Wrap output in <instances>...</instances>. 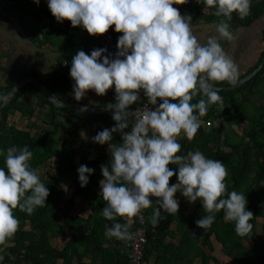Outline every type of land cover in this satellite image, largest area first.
<instances>
[{
  "label": "clouds",
  "instance_id": "clouds-1",
  "mask_svg": "<svg viewBox=\"0 0 264 264\" xmlns=\"http://www.w3.org/2000/svg\"><path fill=\"white\" fill-rule=\"evenodd\" d=\"M33 2L38 6L40 0ZM186 3L188 0H47L58 23L68 20L72 27L80 26L91 36L103 35L113 25L114 31L120 33L115 57L105 55L106 48L92 50L90 55L79 50L72 57L69 73L76 101L90 90L103 96L114 86L115 102L109 103L107 109L113 110L115 126L93 137L95 143L109 144L111 154L110 163L101 165L104 179L99 182L107 202L101 213L113 221L111 226H105L108 239H132L130 225L116 222V217L138 216L143 209L152 207L151 198H157L159 206L151 217L153 227L159 223L161 210L178 213L177 192L189 203L199 200L208 213L195 222L199 228H210L221 210L226 221L234 222L237 235L246 236L253 227L247 198L236 191L227 192L228 172L223 161L207 158L199 150L177 155L181 134L193 140L202 124L199 117L206 114L209 104L222 101L213 82L235 84L238 79V68L219 39H234L227 21L233 13L241 18L247 16L251 0H196L215 9L214 15L225 18L216 25L218 37L208 36L204 43L193 32L192 16H182L173 7ZM43 71L46 74L48 70ZM141 92L146 103L129 111L141 99ZM201 94L207 100L193 103V98ZM117 132L122 143L113 147L111 141ZM0 156L4 157V167H0L3 245L19 228L13 210L19 208L31 215L45 206L50 192L30 167L33 153L27 146H10L6 152L0 150ZM169 164L177 165V170L170 169ZM77 172L80 186L86 187L94 169L82 164ZM173 176L177 183L170 186Z\"/></svg>",
  "mask_w": 264,
  "mask_h": 264
},
{
  "label": "trees",
  "instance_id": "trees-1",
  "mask_svg": "<svg viewBox=\"0 0 264 264\" xmlns=\"http://www.w3.org/2000/svg\"><path fill=\"white\" fill-rule=\"evenodd\" d=\"M180 14L192 16V21L220 22L225 18L214 15L215 9L207 8L196 0H188L186 4H174ZM16 14L17 23L25 26L37 41L38 24L35 20L40 15V9L33 0H0V13ZM51 25L56 26L52 32L47 27L41 42L52 41L53 33H57L61 23L52 16L49 8L43 12ZM264 17V0H251L250 12L241 18L236 13L227 23L230 26H252ZM264 19V18H263ZM65 24L70 21H63ZM114 25L109 28L117 46L119 33L114 31ZM79 26L73 27L68 35L71 41L61 45L63 56L72 61L69 56L71 48L76 47ZM82 30L87 33L85 29ZM85 46L98 41V35H86ZM80 39V38H79ZM264 42V28L262 32ZM89 43V44H88ZM99 47V46H98ZM264 59V49L260 54L253 71ZM69 63V62H68ZM69 70V68L63 66ZM248 72V73H249ZM20 77L13 73L0 85V150L10 146H27L33 153L29 161L34 170H41V181L48 187L49 196L43 207L37 208L33 214L22 212L19 208L13 210L19 220V228L14 237L0 245V264H129L124 251L125 240L105 237V226H111L113 221L105 219L101 213L106 201L100 187L104 179L101 165L110 163L111 154L106 151L109 144L100 145L87 141L80 135V130L90 126L97 119L107 117L109 113L100 112L82 114V119L73 129L59 132L54 105L35 87L26 82L22 84L7 100L4 106L2 98L7 95ZM45 84L64 103L78 104L69 97L74 81L70 74L54 73ZM216 86H224L223 82H213ZM228 85H231L228 83ZM61 90V91H60ZM221 102L209 104L203 117L201 127L193 140H187L183 134L178 138L181 145L177 155H186L189 151H201L207 158L223 161L228 175L225 183L227 192L236 191L247 198V210L253 213L249 221L253 225L246 236L237 235L235 224L224 219L223 210L215 214V222L208 229L197 227L196 221L205 213L199 200L192 212L179 204V211L168 214L161 210L159 223L153 227L151 217L159 206L153 199L152 207L144 209L146 245L144 260L148 264H264V65L251 79L234 90H220ZM115 100V92L112 94ZM144 97V96H143ZM250 97H255L261 103L255 104ZM207 97L198 95L193 103ZM46 106V107H44ZM134 104L129 107L133 108ZM43 110V111H42ZM67 111V109H65ZM42 111V112H41ZM37 118V121L32 120ZM26 120L25 129L16 123ZM115 121L114 125L115 126ZM208 123V125H207ZM245 123L241 133L237 127ZM227 124L228 129L225 127ZM31 130L34 132L32 133ZM111 141L117 146L121 134L114 133ZM94 169L86 187H81L77 169L80 165ZM0 167H4V157L0 156ZM168 167L176 171L175 164ZM45 168L51 172L45 173ZM43 170V171H42ZM177 183V177L170 178L169 185ZM100 187V191L95 189ZM179 192L176 193V197ZM223 198V197H222ZM90 206L86 217L73 215L75 206L79 204ZM132 218L116 217V222L129 224V232L137 228ZM262 219L261 234L258 237L256 222ZM171 224L174 228H171ZM246 242L247 244H245ZM215 250L223 254L220 261Z\"/></svg>",
  "mask_w": 264,
  "mask_h": 264
},
{
  "label": "crops",
  "instance_id": "crops-1",
  "mask_svg": "<svg viewBox=\"0 0 264 264\" xmlns=\"http://www.w3.org/2000/svg\"><path fill=\"white\" fill-rule=\"evenodd\" d=\"M37 7L41 11L40 15L35 20V23L39 25L38 30L40 29L36 36L37 41L33 40L31 32L25 26H21L17 23L16 14L9 15L4 12L0 13V85L2 86L5 84V80L10 76V73H13L15 77L19 76L20 79L29 76L45 83L46 80L57 71H65L67 68L63 66L68 67L69 63H71V60L69 61L67 59L68 57H64L62 55L63 51H60L59 49L61 45H67L72 39V35H68V32L73 29L71 22L67 24L64 22L61 23L58 32L53 33V36L51 37L52 41L43 43L41 42V39L43 37V33L46 32L47 27H51L53 32L56 29V26L51 25L49 18L43 13L48 9L47 0H40ZM218 23L219 22L209 23L199 20L197 22L191 21V26L194 34L198 37L200 42L204 43L206 42L208 36L218 37V33L216 32V25ZM263 28L264 19L261 23H255L250 27L230 26V31L233 33L234 39L231 41L219 39V43L225 49L226 54L232 58L238 68V79L248 74V72L256 64L261 52L264 49V42L262 40ZM78 30H80V32H78ZM77 32L80 39H77L76 47L71 48L69 56H74L79 50H83L86 54L90 55L92 50L99 48L98 41L94 42L90 46L88 45V47L85 46V41L87 40L86 35L88 36L89 34L85 33V31L82 30V27L78 28ZM65 61L67 62L66 65L63 64ZM44 69L48 70L46 74L43 71ZM220 82L225 83L224 86H228L227 81ZM114 92V86L103 96H99L94 91L90 90L85 97L78 101V104L85 106L107 107L109 103L115 102L112 96ZM67 95L74 99L72 92H68ZM55 108L57 109L55 110L56 120L60 129L58 134L62 133V131L73 129L80 123L83 118L82 114H85L68 109L66 111L63 108ZM105 112L109 113L107 117L97 119L90 126L80 130V135L87 139V141L93 142V137H95L99 132L104 129L110 130L113 127L114 120L112 119V112ZM125 131H127V129ZM113 138H115L114 134ZM120 141L122 142L121 138ZM105 149L110 153L109 146ZM49 170L51 172V169ZM95 190L100 191V187ZM177 198L179 200V204L185 206L188 212L193 211L196 202L189 203L187 198L183 197L181 193L178 194ZM87 207L88 215L90 206L87 205ZM123 218H125V216ZM171 228H174L173 224H171ZM195 262H197V260Z\"/></svg>",
  "mask_w": 264,
  "mask_h": 264
},
{
  "label": "built area",
  "instance_id": "built-area-1",
  "mask_svg": "<svg viewBox=\"0 0 264 264\" xmlns=\"http://www.w3.org/2000/svg\"><path fill=\"white\" fill-rule=\"evenodd\" d=\"M98 45L99 48H106L108 50V52L105 53V55L110 53L112 54L113 57H115V53L117 52L118 49L109 30L103 35H98ZM63 64L66 65V63ZM60 73L61 74L70 73V68L69 70L61 71ZM160 102L161 101H158V103ZM144 103H146V98L143 97V93L141 92V99L137 101L134 104L133 108H130L129 111H134L136 108L142 107ZM149 107L152 106L150 105ZM132 221H134L138 226L137 228L130 231V233L132 234V239L125 240L124 243L125 254L127 255L129 264H148L144 260V248L147 242L146 230L144 226L145 225L144 209L141 211V213L138 216L133 217V219L130 220L129 223H132Z\"/></svg>",
  "mask_w": 264,
  "mask_h": 264
},
{
  "label": "water",
  "instance_id": "water-1",
  "mask_svg": "<svg viewBox=\"0 0 264 264\" xmlns=\"http://www.w3.org/2000/svg\"><path fill=\"white\" fill-rule=\"evenodd\" d=\"M264 65V59L261 61V63L258 65L257 68H255L253 71H251L249 74L245 75L244 77L240 78L239 80L236 81L235 84H231L228 86H216L219 90H234L241 85H243L246 81L251 79L257 72L262 68ZM31 82L32 84L35 85V87L49 100V102L54 105V107L57 108H63V109H68L72 110L75 112H80V113H93V112H105V111H110L112 112L113 110H108L107 107H97V106H85L81 104H73V103H64L60 101V99L45 85V83L39 81L36 78L26 76L22 79H20L15 86L11 89V91L5 95L2 98V106L5 105L9 97L25 82Z\"/></svg>",
  "mask_w": 264,
  "mask_h": 264
},
{
  "label": "rangeland",
  "instance_id": "rangeland-1",
  "mask_svg": "<svg viewBox=\"0 0 264 264\" xmlns=\"http://www.w3.org/2000/svg\"><path fill=\"white\" fill-rule=\"evenodd\" d=\"M263 18H264V17H262L261 19L257 20L256 22H257V23H261V21H263ZM250 99H251L253 102H255V104H258V102H259V103L262 102V101L260 102V101H259L258 99H256L255 97H250ZM32 120L37 121L38 119L35 117V118H33ZM26 123H27L26 120H21V121H18V123H16V124H17L20 128L25 129V124H26ZM245 125H246V124L243 123L241 126L237 127V128H236V129H237L236 131H237L238 133H241V132H242V129L245 127ZM225 127L228 129L227 124L225 125ZM31 132L33 133L34 131L31 130ZM42 171H43V170H42ZM49 172H50L49 168L45 169V173H49ZM40 173H41V170L38 171V174H40ZM87 211H88V207H87V205L84 204V203H82V204H79V205L75 206V210L73 211V215H80V216H82V217H86V216H87ZM262 222H263L262 219H258L257 222H256V230H257V233H258V237H259V238H263V235L261 234V225H262ZM244 243L247 244L246 242H244ZM214 255H216L220 261H221L222 258H223V254H221V253L219 252V250H215ZM221 257H222V258H221ZM195 264H200V262L197 260V262H196ZM229 264H231V262H230Z\"/></svg>",
  "mask_w": 264,
  "mask_h": 264
},
{
  "label": "flooded vegetation",
  "instance_id": "flooded-vegetation-1",
  "mask_svg": "<svg viewBox=\"0 0 264 264\" xmlns=\"http://www.w3.org/2000/svg\"><path fill=\"white\" fill-rule=\"evenodd\" d=\"M254 24H255V23H254ZM254 24H253V25H254Z\"/></svg>",
  "mask_w": 264,
  "mask_h": 264
}]
</instances>
